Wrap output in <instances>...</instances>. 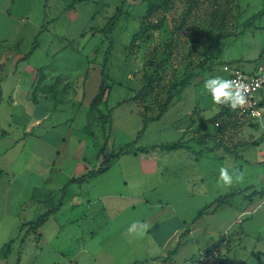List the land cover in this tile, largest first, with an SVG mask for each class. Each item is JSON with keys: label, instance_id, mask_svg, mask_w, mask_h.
Instances as JSON below:
<instances>
[{"label": "rangeland", "instance_id": "obj_1", "mask_svg": "<svg viewBox=\"0 0 264 264\" xmlns=\"http://www.w3.org/2000/svg\"><path fill=\"white\" fill-rule=\"evenodd\" d=\"M152 1L148 14L147 0H0V264H189L220 237L222 264H264V116L214 117L220 107L203 88L207 78L225 77L226 62L247 70L264 65V13L244 27L264 0ZM160 19L161 28L144 26ZM45 64L70 81L54 88V105L36 112L47 119L34 127V67L41 72ZM104 74L109 95L101 108L111 114L105 128L90 108ZM182 80L188 83L176 85ZM143 116L148 122L138 137ZM34 135L56 147L65 136L61 152L72 155L41 174ZM77 137L87 140L83 159L77 139H68ZM177 140L189 148L121 153L105 175L69 183L61 209L30 230L71 176L102 165L128 142ZM155 167L161 173L151 174ZM221 167L243 171V183L218 184ZM197 169L204 181L194 184ZM47 192L53 205L41 201ZM134 223L137 232L150 225L142 238L128 232ZM157 229L166 240L153 237Z\"/></svg>", "mask_w": 264, "mask_h": 264}, {"label": "trees", "instance_id": "obj_2", "mask_svg": "<svg viewBox=\"0 0 264 264\" xmlns=\"http://www.w3.org/2000/svg\"><path fill=\"white\" fill-rule=\"evenodd\" d=\"M124 3V1H123ZM148 3V14L153 13L154 11V2L152 0H147ZM264 13V8H262L261 10L257 11L256 13L252 14L249 18V22H244V27L247 28L250 24L253 25L256 21H253L255 19H257L261 14ZM122 14V7H119L116 12L114 13V15L109 19V21L107 22L106 26L109 29L110 27L114 26L117 21L119 20V17ZM251 21H253L251 23ZM250 23V24H249ZM164 25V20L160 19V20H155V21H148L147 24H145L144 26H147V28H161ZM250 25V26H251ZM147 28H141L138 32H136L131 40V43L134 41L135 37L137 36V34L141 33L142 31H145V29ZM188 83V80H182L179 84L176 85H186ZM175 85V84H174ZM145 85H143L140 91H144L145 90ZM109 95V84H107L106 82V78H105V74L102 77V81L100 83L99 89L96 93V95L93 97L91 104H90V108L92 113L94 114V117H96V119L98 121H100V123H102V126L105 128L107 123L111 120V114L105 112L104 110H102L101 106L103 103L107 102V98ZM173 98V94L169 93L167 99L165 100V102L160 106V110L159 113L157 114V116L155 117V119H159L162 117V115L164 114L167 105L171 102ZM237 116L236 113H234L233 111H231L228 107H222L217 114L214 117H227V116ZM148 122V117L147 116H143V126L142 128L139 130L138 132V137L143 133L146 125ZM220 124V122H219ZM133 142H128L126 144L127 147L125 146H121L119 148V150L115 153H110L106 155V158L104 159L105 161H103V164L92 169L89 170L85 173H83L80 176H75L73 178H71V180L65 184L62 189H61V196L58 199V203L56 205H53L54 202L56 201V198L54 197V193L53 192H48V194L46 195V198L44 199V203L48 206V205H53L54 207L50 206L48 209H46L42 214H40L35 220L29 222L30 225V230L31 231H37V229L48 219V217L50 216L51 213L55 212L57 209H59L61 207V205L63 204V196L65 195L66 192V188L67 185L69 183L72 182H77V183H83L84 181H86L87 179L93 177L94 175L98 174V173H102L104 171H106L109 168V160L112 157L118 156L121 153H125V152H134L137 153L138 151H143V152H149L150 150H154L155 148H157L158 146L164 149H168V150H172V149H179V148H183V147H187L189 148L185 142H182L180 140H177L173 143H165V144H160V145H152L150 147H141V146H133L132 145ZM227 149H229L227 147ZM230 150V149H229ZM229 195V193H226L222 196H218L215 200L218 204L222 203L223 201L226 200V198H223L224 196ZM205 211V207H202L198 213L197 216L198 217L200 214H202ZM25 223L22 224L20 230H22V228L24 227ZM41 235V234H40ZM224 240L223 237H220L218 240H216V242L214 244H212V246L208 247L205 251H209L210 249H212L213 247H215L217 244L221 243ZM14 240H10L7 244H6V253H8L10 251V247L13 244ZM181 242H179L173 249H170L167 256L168 257H172L173 255H175L180 247ZM264 253V252H263Z\"/></svg>", "mask_w": 264, "mask_h": 264}, {"label": "crops", "instance_id": "obj_3", "mask_svg": "<svg viewBox=\"0 0 264 264\" xmlns=\"http://www.w3.org/2000/svg\"><path fill=\"white\" fill-rule=\"evenodd\" d=\"M17 59H15V61H17ZM50 65H46L43 66L45 69L41 72L38 71V67H34V121L32 124H34L35 126H41L43 124V122L47 119V113L46 112H42L41 114L39 113L38 115H36V112L39 111V109H41L42 105H46L47 108H49V106H53L54 105V95L53 90L56 87L57 90L58 89H64V86L67 85V83L70 81V77L67 74H64L62 72L59 71H52L51 67H49ZM59 72V73H58ZM53 81H54V85H53ZM60 81V82H58ZM65 94H68L67 91L63 92ZM70 96V94H68ZM220 110V108H219ZM218 110V111H219ZM34 159L37 158V160H39V162H36L37 165V170L40 171L41 174H50L53 172L55 164L57 162V159H59V157H61L62 159H66L69 158L70 155H72L71 152H61L62 148H64V143L66 142L67 138L64 136L62 141L59 142L58 147H56V145H54L49 138H44L43 135H34ZM70 141L72 140H76L78 142V147H76L79 151H78V155L80 158H84L83 157V153L86 151L87 148V140L85 137H77V138H68ZM39 149V150H38ZM71 150V149H70ZM56 151V152H55ZM55 153L56 157H51L52 153ZM71 153V154H70ZM50 154V155H49ZM70 154V155H69ZM75 154V153H73ZM137 154V153H135ZM67 155V156H66ZM120 156H117V159ZM67 160V159H66ZM29 165V163H28ZM111 168V163L109 162V168L102 172V173H98L96 175H94L93 177L87 179L86 181L83 182V184L85 183H90V181L97 177V176H103L105 175L107 172H109ZM192 169V168H191ZM180 171H184L183 167H181V169L177 168V172ZM202 169H197L196 171L192 170L191 172L194 173L196 172L195 177L189 178V180L191 179V181L193 180V183L196 184L197 182L204 181V178L201 176V174H197L198 171H201ZM176 171V169H175ZM187 171V169H186ZM161 173V170H159V168L155 167V169H153L152 171H150L151 174L154 173ZM189 173V172H188ZM75 177V175L70 177L71 178ZM69 180V181H70ZM127 181H125L126 183ZM72 183H77V182H72ZM127 184V183H126ZM36 189H42V188H36ZM44 189V188H43ZM48 194V192L43 196V198L41 199V201L44 203V199L46 198V195ZM64 204V201H63ZM63 204L61 205V207L63 206ZM61 207L59 209H61ZM58 209V210H59ZM57 210V211H58ZM55 211V212H57ZM54 212V213H55ZM183 224L181 223L180 225H178L177 227H175L173 232H178L179 230H181L183 228ZM163 230L161 229H157L155 232V235H153L154 238H158L159 240H161L160 238L166 240V237L163 235L162 233ZM150 232V230H149ZM161 242V241H160ZM134 264V263H133Z\"/></svg>", "mask_w": 264, "mask_h": 264}, {"label": "clouds", "instance_id": "obj_4", "mask_svg": "<svg viewBox=\"0 0 264 264\" xmlns=\"http://www.w3.org/2000/svg\"><path fill=\"white\" fill-rule=\"evenodd\" d=\"M244 82V78L237 76L236 79H227L221 76H211L204 81L203 88L207 94L211 96L215 105L227 106L231 111L243 109L249 103V96L256 88ZM253 116L259 117V112H253ZM244 173L238 168H233L231 172L227 167H221L219 170V178L217 183L224 187H231L233 182L243 183ZM150 225L139 224V232H137V224L129 227L128 232L137 233L139 237H143Z\"/></svg>", "mask_w": 264, "mask_h": 264}, {"label": "built area", "instance_id": "obj_5", "mask_svg": "<svg viewBox=\"0 0 264 264\" xmlns=\"http://www.w3.org/2000/svg\"><path fill=\"white\" fill-rule=\"evenodd\" d=\"M222 69L227 79H236L239 75L244 78V82L255 88L256 84L259 87L255 89L249 96V103L243 109L233 111L238 117L249 121H257L264 116V65H258L251 70L242 67L239 62H226L222 65ZM220 109L222 106L219 105ZM253 112H259L260 116H253ZM216 124H219L217 121ZM226 240L210 249L209 251L197 254L189 264H222V256L224 254Z\"/></svg>", "mask_w": 264, "mask_h": 264}]
</instances>
